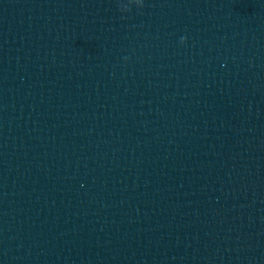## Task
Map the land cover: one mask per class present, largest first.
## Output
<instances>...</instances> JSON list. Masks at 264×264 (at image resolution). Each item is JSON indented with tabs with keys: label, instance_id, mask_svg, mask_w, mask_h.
I'll use <instances>...</instances> for the list:
<instances>
[{
	"label": "water",
	"instance_id": "95a60500",
	"mask_svg": "<svg viewBox=\"0 0 264 264\" xmlns=\"http://www.w3.org/2000/svg\"><path fill=\"white\" fill-rule=\"evenodd\" d=\"M127 2L0 0V264H264V0Z\"/></svg>",
	"mask_w": 264,
	"mask_h": 264
},
{
	"label": "clouds",
	"instance_id": "9594fccd",
	"mask_svg": "<svg viewBox=\"0 0 264 264\" xmlns=\"http://www.w3.org/2000/svg\"><path fill=\"white\" fill-rule=\"evenodd\" d=\"M142 3V0H128L127 4L121 5L122 11H130L131 5L135 4L137 6H140ZM183 42V38L181 39V43Z\"/></svg>",
	"mask_w": 264,
	"mask_h": 264
}]
</instances>
